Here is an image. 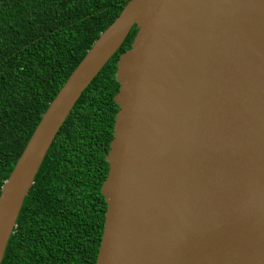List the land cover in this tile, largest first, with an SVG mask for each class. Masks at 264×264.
<instances>
[{
    "label": "water",
    "instance_id": "95a60500",
    "mask_svg": "<svg viewBox=\"0 0 264 264\" xmlns=\"http://www.w3.org/2000/svg\"><path fill=\"white\" fill-rule=\"evenodd\" d=\"M132 27L94 264H264V0H129L0 188V262L56 133Z\"/></svg>",
    "mask_w": 264,
    "mask_h": 264
},
{
    "label": "trees",
    "instance_id": "16d2710c",
    "mask_svg": "<svg viewBox=\"0 0 264 264\" xmlns=\"http://www.w3.org/2000/svg\"><path fill=\"white\" fill-rule=\"evenodd\" d=\"M129 0H0V188L41 115ZM117 51L82 91L23 199L0 264H94L118 107Z\"/></svg>",
    "mask_w": 264,
    "mask_h": 264
}]
</instances>
